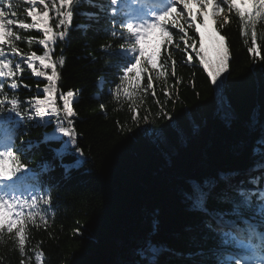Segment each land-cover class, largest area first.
Returning <instances> with one entry per match:
<instances>
[{"label": "trees", "instance_id": "1", "mask_svg": "<svg viewBox=\"0 0 264 264\" xmlns=\"http://www.w3.org/2000/svg\"><path fill=\"white\" fill-rule=\"evenodd\" d=\"M15 10L17 18L26 19L24 4ZM76 12L93 15L74 14L73 29L77 24L90 27L86 32L71 30L65 42H58L55 55L63 48L66 57L58 86L76 95L73 107L77 113V143L72 145L71 138L62 134H58V140L43 142L45 134L57 129L54 123L35 126V121H29L27 134L16 140L17 147H24L28 141L40 142L38 147L20 154L30 169L43 162L54 166V170L44 174L52 185L45 189L52 197L50 208L41 205L47 224L37 219L39 227L29 228L26 251L32 256L31 264H37L32 249L45 253L42 264H136V249L149 239L153 219L158 221V230L151 239L174 252L189 253L198 247L212 246L211 239H203L200 214L189 211L183 201L182 188L190 189L187 181L191 179L229 172L232 170L228 166L245 162L253 166L230 177L229 185L239 186L244 181L243 186L252 189L255 186L248 183L249 179L259 176V187L264 188V168L252 171L257 163H264V144L258 143L264 140V60L254 59L248 52L251 40L242 36L238 19L230 16V23L221 31L230 49L229 69L223 74L227 77L223 92L226 104H219L215 86L194 53L190 66L183 63L186 53L169 48L178 62L176 76L169 69L167 77L172 99L164 96L165 85L154 80L156 96L149 89L140 93L142 100L136 98L139 117L148 116L147 123L140 119L137 125L132 119L131 102L122 93L119 99L115 94L122 69L114 66V56L109 57L101 49V45L110 44L114 52L122 42L103 31L111 26L108 0H82ZM20 34L40 36L35 30H21ZM257 43L264 56V40L258 38ZM20 47L28 50L25 43ZM32 47L41 51L39 45ZM22 82L32 89L19 90L22 101L36 95L37 84L42 88L45 83L28 70ZM146 84L145 75L141 86ZM57 102L61 103L59 99ZM227 105L235 113L230 124L221 119ZM161 106L171 115L170 120L161 114ZM155 131L165 136L173 151ZM65 143L66 153L57 157L53 149ZM256 147L261 148V153H254ZM77 149L83 150L82 158ZM78 158L79 167L66 171L61 166L74 164ZM224 187L221 183L217 191ZM255 201L253 197L254 204ZM209 206L221 211L231 209V204L216 201ZM200 259L197 257L194 262L166 253L160 264H198ZM21 260L15 244L5 236L0 241V264H21ZM208 264L214 261L209 260Z\"/></svg>", "mask_w": 264, "mask_h": 264}, {"label": "snow or ice", "instance_id": "2", "mask_svg": "<svg viewBox=\"0 0 264 264\" xmlns=\"http://www.w3.org/2000/svg\"><path fill=\"white\" fill-rule=\"evenodd\" d=\"M81 2L0 0V241L5 236L13 241L22 257L21 264L32 262V256L26 251L30 226L39 227L37 219L47 224V215L41 205L50 208L52 197L45 189L52 185L44 179V174L54 170V166L43 162L36 169H30L20 154L30 151L33 146L38 147L40 142L28 141L24 147H17L16 140L21 134H27L28 122L35 121V126L47 127L54 123L57 129V132L45 134L43 142L58 140V134H62L71 138L72 145L77 143L74 127L77 113L73 107L76 95L72 90L65 92L58 86L66 57L63 48L58 56L55 53L58 42H65L71 30L86 32L90 27L85 24H77L75 29L72 27L74 14L93 15L76 12ZM21 4L25 5L26 19L17 18L15 9ZM108 5L111 26L103 31L122 42L114 52L110 44L101 45V49L109 57L114 56L117 59L114 66L122 69L115 94L119 99L122 93L131 102L132 119L137 125L140 119L147 123L148 116L139 117L136 98L149 89L155 97L154 80L165 85L162 89L164 96L172 99L167 77L169 69L170 74L176 76L178 62L169 48L186 53L183 63L190 66L194 53L216 87L217 96H222L227 83L223 74L229 69L230 49L221 31L230 23V16L238 19L242 36L250 38L248 52L254 59L264 60L257 43L258 38L264 40V0H108ZM258 25L261 26L259 32ZM21 30H35L40 36H22ZM21 43L27 45V51L20 47ZM244 43L247 44L248 39ZM33 45H39L41 51L33 50ZM26 70L45 83L42 88L37 84L36 95L22 101L19 90L22 87L32 90L22 82ZM145 75L147 84L142 87ZM103 83L101 80V85ZM176 83L179 84L180 80L177 79ZM58 99L61 103L57 102ZM156 103L160 104L159 99ZM161 114L169 120L172 118L163 106ZM221 119L229 124L235 119L230 105L225 106ZM258 143L264 144V140ZM67 147L65 143L53 152L62 157ZM77 151L82 158L83 150ZM253 151L261 153V148L256 147ZM80 158L74 164L61 166L66 171L79 167ZM261 168L264 163H257L252 171ZM237 175L236 171H219L202 180L191 179L187 181L190 189L182 188L183 201L189 211L200 214V228L205 232L203 239H211L212 246L198 247L189 253L174 252L167 245L151 239L158 230V221L153 219L149 239L136 249V264H160L161 256L166 253L194 262L199 257L198 264H208L209 260L214 264H264V188L259 187L261 177L250 178L248 183L255 187L249 189L243 186L244 181L239 186L229 185L230 177ZM221 183L225 187L217 191ZM253 197H256L255 204ZM212 201L229 203L231 209H214L209 206ZM246 212L252 215L247 216ZM32 253L37 264H42L45 253L36 249H32Z\"/></svg>", "mask_w": 264, "mask_h": 264}, {"label": "rangeland", "instance_id": "3", "mask_svg": "<svg viewBox=\"0 0 264 264\" xmlns=\"http://www.w3.org/2000/svg\"><path fill=\"white\" fill-rule=\"evenodd\" d=\"M210 53H211V51H210ZM212 54V53H211ZM221 78H223V77H221ZM215 89H216V87H215ZM217 94V93H216ZM217 99H218V102H219V104L221 105V106H224L226 103L223 101V94H222V96H217ZM155 135L157 136V137H162V140L164 141V142H166V144L169 146V148H170V150H174L171 146H170V144L166 141V138H165V136L160 132V131H155Z\"/></svg>", "mask_w": 264, "mask_h": 264}, {"label": "water", "instance_id": "4", "mask_svg": "<svg viewBox=\"0 0 264 264\" xmlns=\"http://www.w3.org/2000/svg\"><path fill=\"white\" fill-rule=\"evenodd\" d=\"M250 164L247 162L245 163H241V164H234V165H231V166H228V169L229 170H237V169H240V168H245V167H248Z\"/></svg>", "mask_w": 264, "mask_h": 264}, {"label": "bare ground", "instance_id": "5", "mask_svg": "<svg viewBox=\"0 0 264 264\" xmlns=\"http://www.w3.org/2000/svg\"><path fill=\"white\" fill-rule=\"evenodd\" d=\"M162 139V137H160Z\"/></svg>", "mask_w": 264, "mask_h": 264}]
</instances>
